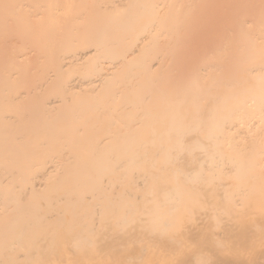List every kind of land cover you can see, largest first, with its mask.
I'll return each instance as SVG.
<instances>
[{
  "label": "bare ground",
  "instance_id": "6f19581e",
  "mask_svg": "<svg viewBox=\"0 0 264 264\" xmlns=\"http://www.w3.org/2000/svg\"><path fill=\"white\" fill-rule=\"evenodd\" d=\"M204 195L264 215V0H0V264L72 206L167 226Z\"/></svg>",
  "mask_w": 264,
  "mask_h": 264
},
{
  "label": "rangeland",
  "instance_id": "374dc122",
  "mask_svg": "<svg viewBox=\"0 0 264 264\" xmlns=\"http://www.w3.org/2000/svg\"><path fill=\"white\" fill-rule=\"evenodd\" d=\"M186 206L167 226L141 222L119 227L107 222L93 231L81 223L82 209L72 206L65 213L64 226L38 232L25 251L8 254L6 264H168L199 239L210 240L212 246L225 251L226 257H218V251L213 255L221 264L227 257L232 264H264V215L256 224L245 222L250 214L232 220L220 215L206 195ZM259 212L262 209L251 215ZM61 243L64 251L44 257ZM211 261L200 262L193 256L190 264Z\"/></svg>",
  "mask_w": 264,
  "mask_h": 264
}]
</instances>
